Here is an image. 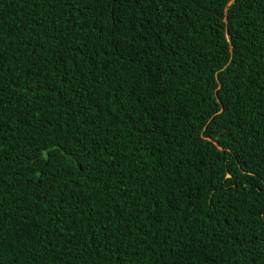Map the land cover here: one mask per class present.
<instances>
[{
    "label": "trees",
    "instance_id": "obj_1",
    "mask_svg": "<svg viewBox=\"0 0 264 264\" xmlns=\"http://www.w3.org/2000/svg\"><path fill=\"white\" fill-rule=\"evenodd\" d=\"M0 264H264V0H0Z\"/></svg>",
    "mask_w": 264,
    "mask_h": 264
},
{
    "label": "clouds",
    "instance_id": "obj_2",
    "mask_svg": "<svg viewBox=\"0 0 264 264\" xmlns=\"http://www.w3.org/2000/svg\"><path fill=\"white\" fill-rule=\"evenodd\" d=\"M147 252H148V251H147ZM148 253H149V252H148ZM129 254H134V253H131V252H130ZM129 254H128V255H129Z\"/></svg>",
    "mask_w": 264,
    "mask_h": 264
}]
</instances>
